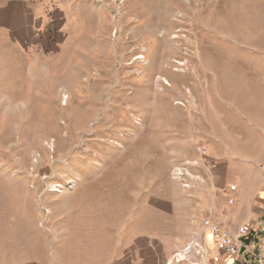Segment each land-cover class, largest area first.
Segmentation results:
<instances>
[{
  "label": "rangeland",
  "instance_id": "obj_1",
  "mask_svg": "<svg viewBox=\"0 0 264 264\" xmlns=\"http://www.w3.org/2000/svg\"><path fill=\"white\" fill-rule=\"evenodd\" d=\"M26 2L9 16L0 0V263L45 249L82 264L137 215L142 231L183 226L157 205L205 184L171 170L197 159L205 177L221 139L235 174L251 157L263 179L264 0ZM236 121L249 144L229 143Z\"/></svg>",
  "mask_w": 264,
  "mask_h": 264
},
{
  "label": "crops",
  "instance_id": "obj_2",
  "mask_svg": "<svg viewBox=\"0 0 264 264\" xmlns=\"http://www.w3.org/2000/svg\"><path fill=\"white\" fill-rule=\"evenodd\" d=\"M2 1L7 3L2 5L3 9L11 11L9 16L19 15L21 13L17 11L21 9L25 11L27 7L33 12V8L27 6V0ZM14 31L17 32L14 28L8 30L9 33ZM212 127L216 128V125ZM231 127H245L247 131L242 134L232 132L229 143L249 144V124L240 121L229 122V129ZM227 144L224 139H221L218 145L209 144L210 153L203 155L204 162H208L209 166L204 170L207 182L197 191L198 201L191 200L190 204H183L182 195L171 192L169 197H165L160 205H157L163 210V218L165 215L171 221L184 218L183 226L178 225L177 229H162L158 232L154 224L147 220L142 231L138 227L142 221L138 222L137 215L134 221L132 219L130 234H123L122 226L119 227L110 252L102 253L103 255L100 254L97 258L87 257L82 264H177L179 263L177 258L170 261L169 257L176 250L177 244H184L189 238L191 219L197 223L206 218L220 221L232 231H236L245 222L261 223L264 226V172L261 179V173L252 168L251 157H247L243 158L247 163L235 174L237 153L228 152ZM231 195L235 196V203L234 200L228 201ZM151 206V215H153L155 204ZM211 249L213 254L226 258L213 242ZM62 254L59 251L42 249L29 261L22 259L8 264H73L66 262ZM74 264L80 263L74 262Z\"/></svg>",
  "mask_w": 264,
  "mask_h": 264
},
{
  "label": "built area",
  "instance_id": "obj_3",
  "mask_svg": "<svg viewBox=\"0 0 264 264\" xmlns=\"http://www.w3.org/2000/svg\"><path fill=\"white\" fill-rule=\"evenodd\" d=\"M199 151L204 153L205 148L200 147ZM200 162L195 159L175 165L172 179L189 190L206 184V178L197 169ZM263 234L261 223L245 222L232 231L224 223L206 218L177 254L184 264H264ZM210 239L226 258L212 253Z\"/></svg>",
  "mask_w": 264,
  "mask_h": 264
},
{
  "label": "bare ground",
  "instance_id": "obj_4",
  "mask_svg": "<svg viewBox=\"0 0 264 264\" xmlns=\"http://www.w3.org/2000/svg\"><path fill=\"white\" fill-rule=\"evenodd\" d=\"M66 94V93H65ZM65 98H68V95L67 96H65ZM57 187V189H55V190H57V191H60V188L62 189L63 188V186L60 184V185H57L56 186ZM210 236V235H209ZM210 245L212 246V241H211V239H210ZM228 262L230 263L231 261L230 260H228Z\"/></svg>",
  "mask_w": 264,
  "mask_h": 264
}]
</instances>
